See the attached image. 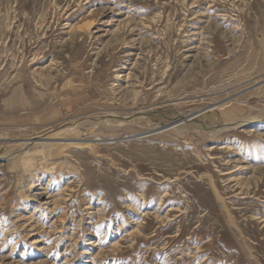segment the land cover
Instances as JSON below:
<instances>
[{
	"label": "rangeland",
	"instance_id": "rangeland-1",
	"mask_svg": "<svg viewBox=\"0 0 264 264\" xmlns=\"http://www.w3.org/2000/svg\"><path fill=\"white\" fill-rule=\"evenodd\" d=\"M263 81L264 0H0V264H264Z\"/></svg>",
	"mask_w": 264,
	"mask_h": 264
},
{
	"label": "bare ground",
	"instance_id": "bare-ground-1",
	"mask_svg": "<svg viewBox=\"0 0 264 264\" xmlns=\"http://www.w3.org/2000/svg\"><path fill=\"white\" fill-rule=\"evenodd\" d=\"M264 82V81H263ZM255 85V84H254ZM259 93V92H258ZM230 101H226L225 103L223 104H219L218 106L217 105H213L212 106V110L208 111L211 113V117L209 119V123L204 124V121H202V115H204L206 112H202V113H191V114H187L185 116H180V117H177L175 119H171L169 121H167V126L163 127L165 128V130L167 128H173V127H176L177 125H183L184 128H186L187 126H192V128H198L200 127V125H202L204 128H206L207 130H209L211 133H218V132H221L225 129H231V128H235V127H242L244 125H246V122H248L247 120H243L241 122H229V123H221L220 120L216 117L217 114L215 113H212L215 109H223V107L225 105L228 106V104ZM229 107V106H228ZM111 112V111H110ZM104 113V112H103ZM107 113V112H106ZM117 114V113H115ZM135 114V113H134ZM139 114H144V113H138L136 115H134L133 117H131V119H133L135 116H138ZM140 115V116H142ZM147 115H150V113ZM152 115V113H151ZM156 115V114H155ZM161 115V114H160ZM146 116V115H145ZM154 116V114H153ZM206 116V115H205ZM89 117V116H88ZM87 117V119H88ZM112 118L114 119L117 123L121 122V121H125V117H119V116H114V115H110V116H105V117H102V118H99L97 119L99 122H106V123H110L109 122V119ZM143 118V117H142ZM92 119V118H91ZM136 119V118H135ZM206 119V118H205ZM81 120V119H80ZM78 122V121H77ZM131 122V121H130ZM133 122V121H132ZM203 122V123H202ZM85 123V122H84ZM115 123V122H114ZM113 123V125H114ZM202 123V124H201ZM206 123V122H205ZM81 124V123H80ZM103 124V123H102ZM107 124V125H108ZM129 124V123H127ZM122 125V124H121ZM74 126V125H73ZM72 126V127H73ZM79 126V125H78ZM110 126V125H109ZM75 127V126H74ZM99 127V126H98ZM202 127V128H203ZM80 128V127H79ZM79 128H70V127H67L66 128H62V130L60 129L59 131H49V133H47L46 135H42L43 137L41 138H36V139H27V140H23L21 142H19L20 146L24 147L25 148V152H24V158L25 159H29L31 158V156H34L35 154H43L45 151L44 149H41V150H37V151H33V147L35 146H39L41 144V146H44L45 149H47L48 147H50L48 150L52 153V152H56V153H59V149H62L64 148L65 146H80V145H84L83 147H86L87 146V143H84V142H80V141H83L82 139L81 140H77V139H71V140H66V139H63V135L64 134H67V133H70V132H74V133H77L79 131ZM83 128V127H82ZM94 128V127H93ZM161 128V129H163ZM188 128V127H187ZM199 129V128H198ZM94 130V129H93ZM92 130V131H93ZM158 130V129H157ZM203 130V129H202ZM47 131V130H46ZM83 131V129H82ZM159 131V130H158ZM42 133V132H41ZM93 133V132H91ZM41 135V134H40ZM66 136V135H65ZM64 136V137H65ZM10 138V137H9ZM33 138V137H32ZM14 140V139H13ZM20 140V139H19ZM85 141V140H84ZM5 143V142H4ZM13 144V143H12ZM17 144V143H16ZM7 145V144H6ZM5 145V146H6ZM18 146V145H17ZM15 147V146H14ZM82 147V146H81ZM88 147V146H87ZM43 148V147H42ZM75 148V147H74ZM15 150V149H14ZM35 150V148H34ZM67 150V149H66ZM13 152V151H12ZM21 152V151H20ZM67 153V152H66ZM53 155V153H52ZM67 155V154H66ZM19 157V156H17ZM54 157V156H53ZM23 158V156H22ZM33 158V157H32ZM55 158V157H54ZM53 158V159H54ZM101 158V157H100ZM4 159V158H3ZM20 161V160H19ZM17 162V161H16ZM18 163V162H17ZM31 163V162H30ZM38 163V162H37ZM59 163V162H58ZM64 163V162H63ZM9 164V163H8ZM38 165V164H37ZM54 165V164H53ZM18 166V165H17ZM36 166V165H35ZM20 167V166H19ZM59 167V166H58ZM72 167V166H71ZM38 168V166L36 167ZM65 168V166H64ZM76 168V167H75ZM74 168V169H75ZM44 170V169H43ZM28 175V174H27ZM27 181V180H26ZM30 183V182H29ZM33 184L31 183L30 186H32ZM214 187V186H213ZM34 193V192H33ZM35 195H38L37 197ZM33 195L34 199L33 201L35 203H40L42 198L41 197V194H35ZM28 197V196H27ZM26 197V198H27ZM232 221V220H231ZM234 223V222H233ZM235 224V223H234Z\"/></svg>",
	"mask_w": 264,
	"mask_h": 264
}]
</instances>
